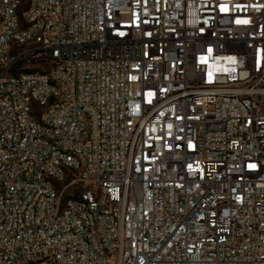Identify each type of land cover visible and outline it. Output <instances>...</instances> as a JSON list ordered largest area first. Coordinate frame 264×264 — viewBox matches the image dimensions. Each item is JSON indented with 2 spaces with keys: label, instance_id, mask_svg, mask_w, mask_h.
<instances>
[{
  "label": "built area",
  "instance_id": "obj_1",
  "mask_svg": "<svg viewBox=\"0 0 264 264\" xmlns=\"http://www.w3.org/2000/svg\"><path fill=\"white\" fill-rule=\"evenodd\" d=\"M26 6L16 32L23 7L0 0V264H104L84 205L63 193L91 198L115 264H264V0ZM49 17L71 36L40 34ZM27 65L79 82L54 90ZM78 109L97 116L92 138Z\"/></svg>",
  "mask_w": 264,
  "mask_h": 264
},
{
  "label": "bare ground",
  "instance_id": "obj_2",
  "mask_svg": "<svg viewBox=\"0 0 264 264\" xmlns=\"http://www.w3.org/2000/svg\"><path fill=\"white\" fill-rule=\"evenodd\" d=\"M18 7H23L21 12H14V21L16 32H24L25 17L31 15V6H26V0H16ZM36 25L39 26L40 34H48L49 25L57 26V30H64V36H71V29H65V20H59L58 17H49V24H43V18H36ZM27 47H37V36L27 38ZM16 63H23V51L14 50ZM8 60H0V68H7ZM25 77H42L47 78L54 90L71 91V84H78L79 74H72L71 78H64V81L59 76L58 71L44 69L39 65H27ZM5 82H13V75H5ZM27 111H34V104H27ZM78 117H84L85 120V138L93 137V128H96L97 116L92 115V111L86 109H78ZM30 123H37V127L42 130H49V121L39 119L37 115H30ZM62 149V141H52L50 143V151H60ZM64 156H71V149H64ZM57 175L61 176V181H68V170L65 167H57ZM73 175H80V168H73ZM48 196L61 198V191L48 189ZM62 202H71L75 205H84V215L86 224H90L92 228V240H96L98 252L105 258L104 264L119 263V252H115L110 244L103 237V225L98 220V211L91 206V198L78 196L75 193H63ZM107 220L110 222L119 221V213L116 209L107 210Z\"/></svg>",
  "mask_w": 264,
  "mask_h": 264
}]
</instances>
